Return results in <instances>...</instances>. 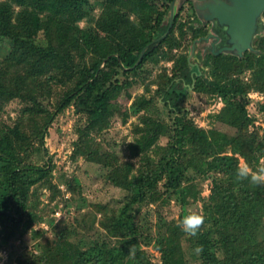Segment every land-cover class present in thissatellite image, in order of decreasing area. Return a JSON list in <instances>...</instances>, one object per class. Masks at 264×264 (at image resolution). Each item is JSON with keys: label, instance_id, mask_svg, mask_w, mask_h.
<instances>
[{"label": "trees", "instance_id": "trees-1", "mask_svg": "<svg viewBox=\"0 0 264 264\" xmlns=\"http://www.w3.org/2000/svg\"><path fill=\"white\" fill-rule=\"evenodd\" d=\"M171 1L103 0L96 15L92 0H0V38L10 40L9 53L0 59L5 264H264V186L236 178L242 159L253 170L264 160V134L249 130L255 119L246 108L252 91L264 94V33L254 40L258 52L210 55L208 68L192 66L189 44L207 29L183 22L182 8L169 29L164 21ZM171 59L172 73L166 66L158 71ZM139 87L143 92L133 96ZM191 91L223 102L214 117L233 134L195 123L186 107ZM130 99L129 107L121 102ZM14 100L22 107L14 119H5ZM71 106L77 139L70 158L101 165L107 180L125 191L118 206L92 203L101 214L97 228L87 229L70 210L73 198L66 191L73 186L75 194L78 184L64 170L55 181L58 165L47 146L50 128ZM130 114L138 122L122 161L98 137ZM138 156L139 166L132 161ZM207 181L210 193L204 197ZM38 188L50 191L47 200L59 207L54 214L62 210L67 217L50 232L35 231L39 238L28 244L31 229L44 220L29 212ZM172 200L175 210L164 211ZM190 213L204 217L196 236L178 226ZM147 246L159 252L158 260ZM197 247L203 248L199 254Z\"/></svg>", "mask_w": 264, "mask_h": 264}, {"label": "rangeland", "instance_id": "rangeland-1", "mask_svg": "<svg viewBox=\"0 0 264 264\" xmlns=\"http://www.w3.org/2000/svg\"><path fill=\"white\" fill-rule=\"evenodd\" d=\"M95 3L94 12L96 15L100 14V3L103 0H92ZM170 3V2H169ZM182 11H181V20L183 22L194 21L195 10L191 7L189 3H186V0L182 3ZM132 16V15H131ZM133 19V16H132ZM81 26H84L85 23L81 22ZM190 48L192 45V41L190 42ZM203 45V44H202ZM202 45H200L202 47ZM204 48V47H203ZM205 49V48H204ZM10 50V40L5 39L2 40L0 38V59L5 57ZM179 50V49H178ZM181 50V49H180ZM179 50V51H180ZM258 50V49H256ZM184 51V50H181ZM176 52V50H175ZM179 53V52H176ZM226 54V53H225ZM204 65L207 67L208 57H210V53L205 52L204 54ZM232 55V54H231ZM160 67L157 69H161V67H168L169 72L172 73V68H174V60H165L160 63ZM155 88V86L153 87ZM144 90L143 87L133 88V96L136 93H142ZM132 91V90H131ZM192 100L191 103L186 106L190 110V116L193 117L195 123L200 127L205 129L216 128L221 131H227L230 134H233L234 129L231 127H227L223 123L218 122L214 117L215 114H218L222 107L223 102L217 99L208 98V95H199L197 92H192ZM252 101L247 104L246 108L251 117L255 119V123L249 126L250 131H258L261 135L264 134V112L263 110L257 106V100L261 99V104H264V94L258 91H252L251 95ZM133 99L130 100H122L121 102L129 107L132 103ZM259 103V102H258ZM22 107L20 100H14L8 104L5 108V119L15 118L17 112ZM74 113L75 108L71 106L66 109L56 120L54 125L50 128L49 135L47 137V146L51 150L52 155L54 156V160L58 165V170L56 171L55 181L58 182L61 173L60 170H64L66 172V177L72 180V185L78 184L76 193L74 194L73 186L66 191V197H72L71 211H76L79 216H82L83 219L79 221L83 223L87 227V229H91V226H98V221L101 216L99 212L95 211L92 203L101 202V203H109L110 205H120L121 200L125 196V191L111 184L106 178V170L99 164H95L92 162L86 161L83 157L79 158L77 161H73L70 158L71 151L73 148L72 142L77 139L76 134L73 133V122H74ZM9 116V118H8ZM138 122L137 116L129 115L125 122L122 121L121 118L116 119L113 127L104 132L98 140L104 138L106 143L109 145L110 150L114 149V151L118 152L120 159L122 161L128 159L129 150L127 149L128 144L134 141L135 133L133 132V124ZM140 160V156L135 157L132 161L137 162ZM244 160H241V163ZM210 182L207 181L203 184L202 195L207 197L210 193ZM62 188L65 190V186L62 185ZM49 190L46 188H38L36 189V195L31 197L29 212L42 216L43 221H38L31 229L30 234L27 238V243L32 244L35 238H39L35 236V231L47 230L51 231V228L54 225L60 223L61 220H65V215L67 214L65 211L58 210L59 214H54V210L59 208L55 206V202H49L47 200V196L49 195ZM80 193V194H79ZM66 202H61V209L65 205ZM64 204V205H63ZM176 201H171V208L167 205L163 207L164 211L170 212L172 209L175 210ZM202 205V204H201ZM79 207H81L80 210ZM57 212V211H56ZM98 213V214H97ZM178 217V215H177ZM61 219V220H60ZM54 220V221H51ZM50 222H54L53 226L50 225ZM63 225V222L61 223ZM45 230V231H46ZM264 233V232H263ZM264 238V234H263ZM16 243H19L17 241ZM146 248V246H145ZM148 251L154 258V260L159 259V252L153 248L152 246H147ZM6 253L4 250L0 251V264H5L4 257Z\"/></svg>", "mask_w": 264, "mask_h": 264}, {"label": "water", "instance_id": "water-1", "mask_svg": "<svg viewBox=\"0 0 264 264\" xmlns=\"http://www.w3.org/2000/svg\"><path fill=\"white\" fill-rule=\"evenodd\" d=\"M183 1L173 0L170 3L164 21H169V29ZM194 6L199 18L210 21L212 27L206 36L192 42L189 59L194 57L196 46L201 42L203 50L215 56L226 53L243 57L247 51H259L254 46V40L264 33V0H194ZM169 29L151 44L166 37ZM149 45L144 47L136 64L140 63Z\"/></svg>", "mask_w": 264, "mask_h": 264}, {"label": "clouds", "instance_id": "clouds-1", "mask_svg": "<svg viewBox=\"0 0 264 264\" xmlns=\"http://www.w3.org/2000/svg\"><path fill=\"white\" fill-rule=\"evenodd\" d=\"M236 178L237 180H249L252 184L257 186H264V160L260 162V165L255 170H253L246 162H242L240 165H238ZM203 224L204 217L202 215L190 213L184 216L178 226L186 234L190 236H196ZM195 251L197 254H199L203 251V248L197 247ZM134 252L135 246H131L129 249V254L132 255Z\"/></svg>", "mask_w": 264, "mask_h": 264}, {"label": "flooded vegetation", "instance_id": "flooded-vegetation-1", "mask_svg": "<svg viewBox=\"0 0 264 264\" xmlns=\"http://www.w3.org/2000/svg\"><path fill=\"white\" fill-rule=\"evenodd\" d=\"M186 3H189L190 5H191V7L195 10V15H196V18H198V20H195V18H194V23L196 24V25H200V26H203V27H205L206 29H207V32L205 33V34H203L202 36H206L208 33H209V31H210V29H211V27H212V23L210 22V21H208V22H206L205 20H203V19H201V18H199V16L197 15V11H196V9H195V6H194V0H186ZM202 36H199L198 38H200V37H202ZM157 39V38H156ZM197 39V38H196ZM155 40V39H154ZM195 40V39H194ZM158 42V41H157ZM193 42V41H192ZM202 43L203 42H201V43H199L197 46H196V52H195V54H194V57L192 58V59H189V57H188V60L191 62V65L192 66H194V65H196V64H199V65H201V66H205L204 65V62H203V59H204V48H203V46L201 47L200 45H202ZM191 49V48H190ZM176 50V52H180L178 49H175ZM196 54H201L202 55V57H203V59L201 60V59H198V57H197V55ZM190 55V54H189ZM195 61V62H194ZM197 61V62H196ZM208 68V67H207Z\"/></svg>", "mask_w": 264, "mask_h": 264}, {"label": "built area", "instance_id": "built-area-1", "mask_svg": "<svg viewBox=\"0 0 264 264\" xmlns=\"http://www.w3.org/2000/svg\"><path fill=\"white\" fill-rule=\"evenodd\" d=\"M59 213H60L59 211L56 212V214H59Z\"/></svg>", "mask_w": 264, "mask_h": 264}]
</instances>
